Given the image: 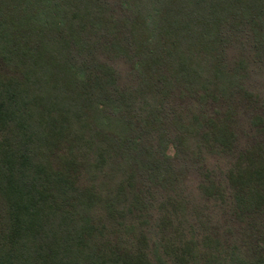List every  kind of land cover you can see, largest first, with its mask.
Returning <instances> with one entry per match:
<instances>
[{"label":"trees","instance_id":"trees-1","mask_svg":"<svg viewBox=\"0 0 264 264\" xmlns=\"http://www.w3.org/2000/svg\"><path fill=\"white\" fill-rule=\"evenodd\" d=\"M259 77L264 0H0V264H264Z\"/></svg>","mask_w":264,"mask_h":264},{"label":"rangeland","instance_id":"rangeland-1","mask_svg":"<svg viewBox=\"0 0 264 264\" xmlns=\"http://www.w3.org/2000/svg\"><path fill=\"white\" fill-rule=\"evenodd\" d=\"M264 77H259V78H256L255 81L253 82V84L256 86V87H259L262 89V91L264 92ZM168 153L170 155H174V149L172 147H170ZM190 184H193L195 183V180L194 179H191L189 181Z\"/></svg>","mask_w":264,"mask_h":264}]
</instances>
